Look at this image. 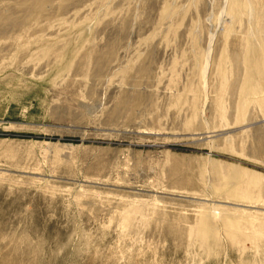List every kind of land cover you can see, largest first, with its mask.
<instances>
[{
	"label": "rangeland",
	"instance_id": "374dc122",
	"mask_svg": "<svg viewBox=\"0 0 264 264\" xmlns=\"http://www.w3.org/2000/svg\"><path fill=\"white\" fill-rule=\"evenodd\" d=\"M260 9L0 0V264H264Z\"/></svg>",
	"mask_w": 264,
	"mask_h": 264
},
{
	"label": "bare ground",
	"instance_id": "6f19581e",
	"mask_svg": "<svg viewBox=\"0 0 264 264\" xmlns=\"http://www.w3.org/2000/svg\"><path fill=\"white\" fill-rule=\"evenodd\" d=\"M257 28L260 31V33L262 35H264V9H260L257 15ZM212 39V35L210 36V40ZM209 51H210V47L208 49V54L205 60V64L204 66L201 68L200 71V76H201V81H202V85H205V81H206V72H207V67H208V59H209Z\"/></svg>",
	"mask_w": 264,
	"mask_h": 264
}]
</instances>
